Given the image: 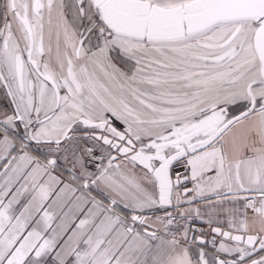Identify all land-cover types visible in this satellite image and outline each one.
Returning a JSON list of instances; mask_svg holds the SVG:
<instances>
[{
    "label": "snow or ice",
    "instance_id": "snow-or-ice-1",
    "mask_svg": "<svg viewBox=\"0 0 264 264\" xmlns=\"http://www.w3.org/2000/svg\"><path fill=\"white\" fill-rule=\"evenodd\" d=\"M0 264H264V0H0Z\"/></svg>",
    "mask_w": 264,
    "mask_h": 264
}]
</instances>
